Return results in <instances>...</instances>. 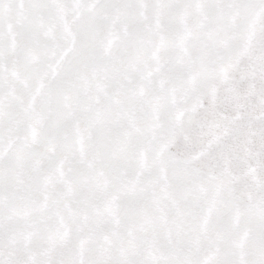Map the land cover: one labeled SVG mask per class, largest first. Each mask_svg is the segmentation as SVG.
I'll list each match as a JSON object with an SVG mask.
<instances>
[{
  "label": "snow or ice",
  "instance_id": "1",
  "mask_svg": "<svg viewBox=\"0 0 264 264\" xmlns=\"http://www.w3.org/2000/svg\"><path fill=\"white\" fill-rule=\"evenodd\" d=\"M0 264H264V0H0Z\"/></svg>",
  "mask_w": 264,
  "mask_h": 264
}]
</instances>
